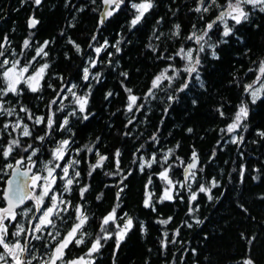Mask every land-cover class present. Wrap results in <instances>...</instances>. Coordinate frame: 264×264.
I'll return each instance as SVG.
<instances>
[{
	"label": "trees",
	"instance_id": "16d2710c",
	"mask_svg": "<svg viewBox=\"0 0 264 264\" xmlns=\"http://www.w3.org/2000/svg\"><path fill=\"white\" fill-rule=\"evenodd\" d=\"M138 2L140 0H125L119 11L99 25L105 7L102 0H95V3L93 0H42L40 6H36L33 0H0V42L5 36L8 38L10 44L5 55L9 59H19L23 65L35 56L38 45L45 40L51 42L46 49L48 56L36 57L31 67L35 70L43 63L49 64L40 83L41 90L33 93L21 84L22 95L9 94L5 98L9 102L5 106L16 108L23 123L32 131V136L23 137L19 129H16L18 132L12 128L3 129L4 123H15L17 117L0 116V149L6 148L11 139L21 142V147L14 148L7 160L0 152V208L5 207L3 193L11 173L6 164L15 166L16 160L21 159L25 164L31 149L25 152L23 147L31 144L39 149L32 158L35 164L32 171L47 175L41 170L52 159L51 150L57 147L59 141L70 139L73 143L68 154L57 163L64 166L72 160L79 161L74 167L80 176L71 186L72 191L65 193V181L59 179L63 173L61 169H56L57 181L53 190L62 194V198L70 201L73 207L61 213L63 220L55 219L56 228L49 227L42 233H35L43 239L31 240L30 237V246L36 249L33 254L38 257L34 264H42V260L47 258L44 245H55L47 233L59 229L61 236L65 235L76 222V205L84 206L89 220L83 229L85 243L69 245L65 250V259L68 260L88 252L96 237L103 235L100 232L103 217L115 208L117 220L106 226L113 236L101 240L103 246L91 257L93 264H244L249 259L253 264H264V138L258 134L264 131V90L253 104L244 87L256 80L259 64L264 61V13L246 6L251 12L249 20L237 25L235 35L228 39L227 44L220 45L217 49L220 58H212L207 51L201 54L199 72L204 86H200L193 74L189 87L178 93V100L169 104L168 94H173L174 89L181 86L187 74L181 72L171 86L167 80L163 81L160 88L154 90L155 98L145 100L152 80L169 64L184 67L185 61L176 53L181 47H198L194 40L186 38L193 31L200 34L199 30L217 16L219 9L213 6L207 13H197L194 9L199 0H153V9L140 24L130 28V21L135 15L131 4ZM219 3L224 4L225 0H219ZM81 8L83 11H79ZM33 15L40 23L35 29H29L28 20ZM177 24L180 25L178 37L172 35ZM209 35L213 41L219 37L215 28ZM93 36L96 40H92ZM25 39L31 41L28 49H23ZM69 39L80 46V53L76 52ZM105 40L109 46L96 54L94 47L103 45ZM118 40L121 50L117 53L112 45ZM89 44L93 47L90 48ZM150 44L157 51L153 52ZM13 50L16 53L14 57L9 55ZM108 53H112L110 58ZM161 55L163 59L158 58ZM90 58L96 60L95 68L89 64ZM84 67H89L92 74L100 73L99 82L91 78L85 82L82 79ZM122 72L128 73L127 79L121 75ZM169 75L172 73L169 72ZM71 84L77 85L73 91L78 95L90 92L87 120L81 119L78 111L76 116L68 115L77 108L71 93L64 92L57 97L62 87ZM125 87L131 88L133 94L141 98L137 103L144 104V107L139 112L135 109L127 112ZM108 92L113 95L106 98ZM64 96L67 98L61 99ZM54 98L57 103L51 105V112L55 113V126L58 129L59 123L68 116L71 132L54 130L44 141L37 140L36 136L45 134V124L35 125L19 109L26 106L34 116L47 118L51 114L49 105ZM242 102L247 104L249 115L235 135L237 138L242 136L243 141L232 143L227 126L233 122ZM130 119L133 121L131 124L128 123ZM153 135L156 141L151 139ZM85 145L93 147V152L89 153ZM117 149L121 153L118 158L121 172L106 175V172L117 171L114 158ZM97 150L109 159L89 176L90 166L98 159L95 155ZM193 151L198 160L197 168L192 171L195 177L187 181L190 189L187 185L180 187L176 182H184V170L192 161ZM153 155L157 162L141 171L140 164ZM165 156L168 157L167 162ZM20 166L24 168L23 164ZM165 168L169 169V178L176 183V189L173 200L161 202L160 197L167 184L159 173ZM72 173L73 169H70V175ZM123 176H127L124 180L126 187L117 200V185ZM213 178L220 186L212 189L214 198L209 201L204 193H199L198 188L200 184L210 187ZM84 186L88 187V191L82 200L80 188ZM192 191L197 193V201L191 206L195 208L198 205L199 210L189 215ZM101 193L102 198L97 200ZM149 193L155 211L144 207L143 201ZM30 203L26 201L16 211L32 209L27 217L18 215L16 221L5 222L9 225L10 241L15 239L11 233L16 230L17 223L26 228L30 220L35 221ZM125 213L133 218L134 226L117 249L114 233L117 224L123 225L124 219L120 217ZM169 217L172 219L167 225L158 223ZM195 219H201L203 223L197 225ZM185 221L192 223L193 227L188 228ZM141 224L145 231L141 230ZM165 232L168 233L167 238L164 237ZM23 240L24 235L21 236ZM173 240L175 243H172ZM162 241L166 247L162 246Z\"/></svg>",
	"mask_w": 264,
	"mask_h": 264
},
{
	"label": "snow or ice",
	"instance_id": "6c2138e0",
	"mask_svg": "<svg viewBox=\"0 0 264 264\" xmlns=\"http://www.w3.org/2000/svg\"><path fill=\"white\" fill-rule=\"evenodd\" d=\"M103 4L108 6L107 10H105L101 14V18L98 21L99 25H103L105 20L109 17H112L117 11L121 9V6L125 4V0H102ZM33 3L36 6H40L42 4V0H33ZM93 3H95V0H93ZM215 6L219 9L217 16L212 19L210 22L206 23L204 28L199 30L200 34H197L196 31H193L186 39L188 40H194L195 43L198 45L197 48H184L181 47L178 52L176 53L177 56L181 58V60L185 61L183 68H178L174 64H169L165 69H163L158 75L154 77V79L151 82V87L149 88L148 92L145 94L144 99L147 100L149 97L155 98V91L156 89H159L162 82L167 80L169 82V86H171L172 82L180 77V73H186L187 77L182 82L181 86L177 89H174L173 94H168L167 101L170 103L175 102L179 99L178 93L183 92L185 89L189 87V84L191 82V78L193 77V74H195L194 78L196 81L200 83V86L203 87V81L200 77L199 67L202 65V58L201 54L205 53L206 51L210 53L211 57L214 59H219V53L217 49L220 47L221 44H227L228 39L230 37H233L235 35V28L237 25H242L243 23L247 22L249 20V17L251 15V12L247 10L246 6H250L251 9L258 10L261 13H264V0H225L224 4H220L219 0H199L198 6L194 9L197 13H207L209 12L212 7ZM154 7L153 0H140L138 3H132L131 8L135 10V15L130 21V28H135L138 24L141 23V21L146 17V14L150 12ZM79 11H83V8L79 9ZM203 18V17H201ZM229 21L232 23L230 24ZM40 23L38 19L35 18L33 15L28 20V28L29 29H35L36 26ZM159 23V21L157 22ZM195 28V25L193 26ZM216 29V31L219 33V37L217 40L213 41L211 39V36L209 35L210 32H212L213 29ZM31 36L32 33H29ZM173 36H179L180 35V25H175V31L172 33ZM159 39V37H156ZM92 40H96V37L93 36ZM51 42L45 40L42 45H38L35 48V56L32 57L30 61H27L23 65L21 64V60L19 59H9L5 53L7 51V46L10 44L8 41V38L5 36L3 38V41L0 42V57H3L2 60H0V116L6 115L8 117L16 116L17 120L15 123H4L3 129H9L12 128L13 130L19 129L21 131V134L23 137H31L32 131L30 130L29 126L27 124L23 123V118L19 117V113L17 112L15 107H6V103H9L5 100V98L12 94L14 96L19 97L23 93V88L20 87L21 84H24L27 86V89L30 92L36 93L41 90V84L40 82L44 79V75L46 70L49 68L48 63H43L41 66L36 68L31 74H29V69L32 67L33 62L36 60V57H47L48 52L46 49L48 48L49 44ZM69 43H71L74 47L77 53L81 52V48L78 44L75 43V41L69 39ZM120 41H116L115 45H112V47L116 48V52H120L119 45ZM108 41L105 40L104 44L101 46L94 47V51L96 54H100L102 50L106 49L108 47ZM31 47V41L29 39H25L23 41V49H28ZM89 47L92 48L93 45L89 44ZM149 48L152 49L153 52L157 51V48L154 45H149ZM11 56H15L16 53L13 50L11 53H9ZM109 58L112 56V53H108ZM160 59H163L164 57L161 55L158 57ZM168 59H173L172 57H169ZM109 63H111V59H109ZM89 64L92 68L96 67V60L91 59L89 60ZM251 71V69H250ZM169 72L172 73V75H169ZM121 75L127 79L128 73L122 72ZM261 77H264V61H261L258 68V75L255 82H259L261 80ZM94 79L97 82H99L100 79V73L92 74L90 73L89 67L83 68V76L82 79L87 82L89 79ZM63 80V77H61ZM254 82V83H255ZM49 87H52V85H49ZM77 85L71 84L70 86L62 87L57 92V97H60L61 93L67 92L71 93L72 97L74 98V103L77 106L75 110L70 112L68 115L70 116H76L77 111L81 114V119L87 120L89 118L87 105H88V97L90 95V92L85 93L84 95H78L76 92L73 91L74 88H76ZM91 85H89V88ZM245 92L249 93L251 96V102L255 104L258 99H260V91L261 89L253 88L252 84L245 85ZM262 88H264V85H262ZM56 91L55 89H53ZM125 91L127 93V105L126 110L127 112H133L135 109L137 112H139L143 107L144 104H138V100L141 98L137 95L133 94V90L131 88L125 87ZM112 92H108L106 95V98L109 96H112ZM67 97H61V99H66ZM19 103V101H17ZM57 99H53L50 102L49 105V111L50 115L45 118L44 116H34L32 112L26 107L21 106L19 111L25 113L27 118L29 120L34 121L35 125L45 124L46 130L44 135H38L35 137V139L44 141L45 138L49 135H51V132L54 130H60V131H68L71 132V129L68 127L69 125V119L68 116H65V118L59 123L58 129L55 126V121L53 119L55 113L51 112V105L56 104ZM193 104H195V101H193ZM63 110V109H59ZM221 116H223V112L220 113ZM249 115L248 106L245 103H241V105L238 107L237 112L234 115L233 122L230 123L227 126V132L233 133L239 130L243 125L244 121L247 120ZM133 121L130 119L128 121L129 124H131ZM246 127V126H245ZM189 132L192 131V129H188ZM223 131V130H222ZM262 138H264V131L258 133ZM11 135V133H9ZM127 135V133H126ZM99 139V138H97ZM153 141H156V136L153 135L151 137ZM243 137L237 138L236 136L232 137L231 142L232 143H238L242 142ZM73 143L70 139H63L59 141L57 147H55L53 150H51L52 159L47 161L42 172H46L47 175H32L30 177V180L32 182V187H40L42 190L41 192L36 195L32 194L29 191H26L25 185L20 183L19 180H14L9 182V189L4 193V199L7 201V207L0 208V248L3 249L2 252H0V264H32L33 260L38 259L36 255L33 253L36 251L34 246H30V240L27 238L29 234H31V240H41L43 239V236L41 235H35L34 233H42L45 228L52 227L56 228L55 219H61L63 220V216L61 215L62 212L67 211L68 207H73L71 205L70 201H66L62 198V194L56 193L53 190V186L56 185L57 176L55 175L56 169H61L63 175L59 177L60 180L65 181L63 185V191L65 193H70L72 191L71 186L76 182V178L80 176V172L75 170V165H78L79 161L72 160L70 163H66L64 166H62L60 163H57V161L64 160L65 156L68 154V149L70 144ZM21 142L18 139H11L8 143V146L6 148L0 149V152H2V156L5 160L9 158V156L13 153L14 148H20ZM89 153L93 152V147H89L87 145L84 146ZM29 149H31L30 154L26 157L27 161L33 164L35 166L34 162L32 161V158L37 155V152L39 151L38 148H33L31 144H28L27 146L23 147V151L28 152ZM169 154H171V150H169ZM95 155L98 157L96 163L94 165L90 166V171L88 173L89 176L92 175V172L95 171L97 168H101L104 165V162L108 160L109 158L105 155H102L97 150L95 152ZM121 153L120 150L117 149V151L114 153V158L116 159V165H117V171L115 173H109L106 172V175H118L120 174L121 170L119 169V157ZM168 157L165 156L164 160L167 162ZM143 160V158H141ZM192 163L187 164V167L185 168V172L187 175L185 176L184 182H176L179 183L180 187H187L190 189L191 185L187 184L188 179L194 178L195 173L190 172L189 170L196 169L197 168V154L195 151L192 153ZM156 156L153 155L150 160L143 161L140 164L141 171L144 170L145 167H151L153 163H156ZM24 163V160H16V166L22 165ZM6 167L9 169H12L14 165L12 163H7ZM70 169H73L72 175H70ZM202 171V169H201ZM169 169L165 168L163 171L159 173L160 178L166 182L167 187L165 188L163 195L160 197V201L163 202L164 200H173V191L176 189V183L173 182L172 179L169 178ZM131 173H129L130 175ZM15 175L20 176H27V172H19L17 169V172ZM127 179V176H123L120 180L119 184L117 185L118 191H117V200L120 199V193L123 192L124 187V180ZM43 183H40V182ZM241 181H243V170L241 171ZM151 183V178H149V184ZM15 184V188L13 189L12 185ZM123 185V187L121 186ZM219 182L213 178L210 182V187H206L204 184H200L198 191L199 193H204L208 200H213L212 196V189L219 187ZM88 191V187L84 186L80 188V197L83 200L84 193ZM51 193V195H50ZM102 193L97 196V200H100L102 198ZM178 195V193H177ZM48 198L50 201V205L47 207H43L45 198ZM32 199L35 201V210L37 212H42V214L38 217H34L38 222L33 224L31 228L26 229L23 224L17 223L16 224V230L11 233V236L15 239L9 240V225L5 223L6 220L16 221L17 216H25L27 217L29 213L32 211V209H23L21 212H16V208H18L20 205H23L25 200ZM218 199V198H217ZM197 201V193L192 191L190 192L189 196V210L188 214L192 215L193 212L199 210V206L197 205L195 208H193L192 202ZM145 208H152L153 211H155V207L152 203V195L146 194V198L143 201ZM60 205H64L63 208L60 207ZM119 207V205H117ZM75 210V220L76 222L66 231V234L61 236L60 230L57 229L54 233L48 232L47 235L52 238L53 241H55L54 246H49L48 244L44 245L45 249H47L46 255L47 258L42 260V264H93V261L91 257L93 254L98 253L101 247L103 246L101 244V240H108L111 239L113 236V233L109 231V229L106 227L110 223H114L117 220L116 216V209L114 208L111 213H109L107 216L103 217L100 232L103 233V235H98L96 239L91 243V247L88 249V252L84 256H80L76 259L68 260L65 259L66 252L65 250L69 248V245L75 244L76 246H79L81 244L85 243L84 236L85 232L83 231L85 224L88 222L89 217L85 213L84 206L83 205H76L74 206ZM120 219H124L123 225L117 224L116 228L117 231L114 233L116 238V248L119 249L121 242H123L128 234L129 231L133 228V218L128 216L127 213L124 214L123 217H120ZM171 217L165 220H160L158 223L167 225L171 221ZM66 222V221H65ZM188 228L193 227L192 223H189L185 221ZM203 223V220L201 219H195V224L200 225ZM141 230L145 231L143 224H141ZM179 234V230H177L176 235ZM24 235L25 239L23 242L21 241L20 237ZM168 233H164V237L167 238ZM57 237H60L57 239ZM172 243H175V240L172 241ZM162 246L166 247V243L162 241ZM195 250H193L194 252ZM85 257H88L86 259ZM244 264H253V261L251 259L246 260Z\"/></svg>",
	"mask_w": 264,
	"mask_h": 264
},
{
	"label": "rangeland",
	"instance_id": "374dc122",
	"mask_svg": "<svg viewBox=\"0 0 264 264\" xmlns=\"http://www.w3.org/2000/svg\"><path fill=\"white\" fill-rule=\"evenodd\" d=\"M34 71V69L32 70V68L30 67V69H29V74H31L32 72ZM256 81V80H255ZM254 81V82H255ZM252 83V85H253V88H256V89H261V91H260V97L262 96V93H263V90H264V88H262V85H264V78L263 77H261V80L259 81V82H255V83ZM41 83V82H40ZM77 107V106H76ZM15 132H18V130L16 131L15 130ZM19 133L21 134V131H19ZM228 133V132H227ZM229 135H231V137H233V136H236L235 135V132H233V133H228ZM23 165H24V168H26V167H31V169H32V167H33V164L32 163H30L29 161H27V159H26V162H25V164L23 163ZM192 171H194V170H191L190 172H192ZM34 175V174H33ZM36 175H39V174H36ZM191 179V177L188 179V180H190ZM40 183H43L42 181L40 182ZM54 187V186H53ZM167 187V186H166ZM30 189H31V192L30 193H32V194H36V195H38L40 192H41V188L40 187H35V188H33L32 187V182L30 183ZM165 190V189H164ZM164 190H163V192H164ZM174 192V191H173ZM50 195H51V193H50ZM48 198L46 197L45 198V200H44V204H43V207H47V206H49L50 205V201L49 200H47ZM26 201H30L31 203V205H30V207L33 205V210H34V212H33V217L32 218H34V217H38V216H40L41 214H42V212H37L36 210H35V201L34 200H32V199H28V200H26ZM60 207L62 208V205H60ZM31 218V219H32ZM7 221V220H6ZM5 221V222H6ZM8 221H11V220H8ZM36 222H38L36 219H35V221H32L31 222V220L29 221V224L30 223H32V225L33 224H35ZM26 229H27V227H26ZM29 229V228H28ZM35 234V233H34ZM86 259H88V257H85ZM92 259V258H91Z\"/></svg>",
	"mask_w": 264,
	"mask_h": 264
},
{
	"label": "water",
	"instance_id": "95a60500",
	"mask_svg": "<svg viewBox=\"0 0 264 264\" xmlns=\"http://www.w3.org/2000/svg\"><path fill=\"white\" fill-rule=\"evenodd\" d=\"M108 6L105 5L104 7V10H107ZM193 160L190 162L192 163ZM197 163V166H198V160L196 161ZM187 167V166H186ZM17 169L19 170V172L23 173V172H27L28 175L27 176H23V175H20V176H17L15 175V173L17 172ZM192 170H195V169H192ZM191 171V170H189ZM187 175V173L185 172L184 170V177ZM32 176V169L31 167H26V168H22L20 165L19 166H14L12 169H11V173H10V176L8 177L7 181H6V185H5V188H4V193L6 191H8L9 189V182L10 181H14V180H19L20 183L24 184L25 185V189L26 191H29L31 192V189H30V177ZM13 189L15 188V184L12 185ZM4 193H3V198H4ZM5 201V207H7V201L4 199ZM26 201V200H25ZM25 203V202H24ZM22 205H20L19 207H21Z\"/></svg>",
	"mask_w": 264,
	"mask_h": 264
},
{
	"label": "flooded vegetation",
	"instance_id": "af4514ba",
	"mask_svg": "<svg viewBox=\"0 0 264 264\" xmlns=\"http://www.w3.org/2000/svg\"><path fill=\"white\" fill-rule=\"evenodd\" d=\"M33 174H34V173H33V171H32V175H33ZM30 183H31V182H30ZM25 203H26V201H25ZM25 203H24L22 206H24ZM22 206H21V207H22ZM21 207L16 208V211L19 210ZM32 221H33V220H32ZM32 221H31V222H32ZM31 226H32V223L28 224L27 229H28V228H31ZM48 228H49V227H48ZM62 236H63V235H62ZM30 237H31V234H29L27 238L30 240ZM20 239H21V237H20ZM24 239H25V236H24ZM34 263H35V260H33L32 264H34Z\"/></svg>",
	"mask_w": 264,
	"mask_h": 264
}]
</instances>
